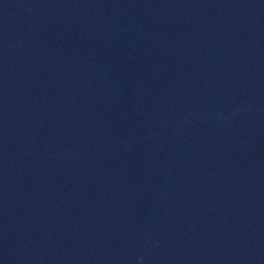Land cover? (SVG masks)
Wrapping results in <instances>:
<instances>
[{
    "label": "water",
    "instance_id": "obj_1",
    "mask_svg": "<svg viewBox=\"0 0 264 264\" xmlns=\"http://www.w3.org/2000/svg\"><path fill=\"white\" fill-rule=\"evenodd\" d=\"M0 264H264V0H0Z\"/></svg>",
    "mask_w": 264,
    "mask_h": 264
}]
</instances>
